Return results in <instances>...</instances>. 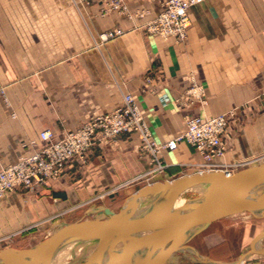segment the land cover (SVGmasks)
Segmentation results:
<instances>
[{"label": "crops", "instance_id": "crops-1", "mask_svg": "<svg viewBox=\"0 0 264 264\" xmlns=\"http://www.w3.org/2000/svg\"><path fill=\"white\" fill-rule=\"evenodd\" d=\"M111 1L0 0V166L34 150L40 130L60 137L119 105L125 92L157 143L182 133L186 115L233 109L221 136L225 152L214 162L232 167L264 156V0H199L183 41L145 28L163 0H121L109 9ZM109 30L118 33L103 38ZM159 160L162 170L150 171V154L133 131L112 137L96 131L85 159H68L58 178L0 196V239L55 208L191 173L202 162L184 139L163 148ZM214 221L257 226L264 212L238 210Z\"/></svg>", "mask_w": 264, "mask_h": 264}, {"label": "water", "instance_id": "water-1", "mask_svg": "<svg viewBox=\"0 0 264 264\" xmlns=\"http://www.w3.org/2000/svg\"><path fill=\"white\" fill-rule=\"evenodd\" d=\"M186 188H204V191L153 232L146 236L131 234L132 230L159 212L168 194L172 195ZM157 192L159 194L155 197ZM52 194L66 197L64 190H54ZM263 194L264 166L235 172L223 169L193 171L170 179H155L129 193L117 213L109 207L104 208V212L112 222L109 226L101 228L100 222L103 218L96 217L98 221L96 227H81L78 223L74 227L54 232L16 253L0 249V264H49L54 252L67 244L88 240L118 251L114 256H110L105 264H141L149 255H152L149 264H164L169 255L179 249L197 231L224 215L238 210L252 209L253 205H258L257 202ZM154 202L159 204L157 210L155 209L148 216L136 218L143 208ZM260 209L263 213L264 208ZM196 225H199V228L182 240L181 235ZM263 234L264 231L261 230L254 237L249 252H264L263 248L256 245V238ZM244 256L245 254L240 255L231 264H240ZM204 260L214 261L209 257H205ZM84 262L92 264L94 259L86 258ZM96 263L100 264L101 260H97Z\"/></svg>", "mask_w": 264, "mask_h": 264}, {"label": "built area", "instance_id": "built-area-1", "mask_svg": "<svg viewBox=\"0 0 264 264\" xmlns=\"http://www.w3.org/2000/svg\"><path fill=\"white\" fill-rule=\"evenodd\" d=\"M197 1L166 0L147 29L151 33L183 41L190 23L189 8ZM120 3L121 0H112L110 5L116 7ZM108 36H112V33L104 34L103 38ZM122 97V102L110 111L91 117L78 127L66 130L60 137H55L49 128L40 130V142L34 143V150L19 156L14 162L0 166V196L16 186L33 190L58 178L68 159L75 156L85 159L96 131L103 137H112L124 131L135 132L140 138L141 149L150 154V161L154 164L150 170L152 172L162 170L160 151L163 148H174L180 139L191 144L200 154L202 162L197 171L219 169L214 160L225 152L221 136L226 129L227 115H233V109L214 115H186V126L182 133L166 142L157 143L132 93L125 92Z\"/></svg>", "mask_w": 264, "mask_h": 264}, {"label": "rangeland", "instance_id": "rangeland-1", "mask_svg": "<svg viewBox=\"0 0 264 264\" xmlns=\"http://www.w3.org/2000/svg\"><path fill=\"white\" fill-rule=\"evenodd\" d=\"M165 1L166 0H163L161 9ZM77 3H84V0H77ZM194 4H192L191 6H193ZM111 7L112 6L108 8L110 9ZM104 12L105 11H103L102 13ZM155 16L145 22V28L148 32V24L155 18ZM108 32H111L113 36L118 33V30H109L105 33H102V37ZM261 166H264V156H258L257 158H254L252 160L239 162L232 167L223 166L222 168H220L221 166H219V169H228L230 172H235L241 169ZM139 185L140 184H138L137 187ZM136 189L137 188L132 189L131 186H128L108 192L106 191L102 193H95L83 201H78L69 205L55 208L50 212V214L40 219L39 221L25 227L24 230L14 231L12 234L0 239V249H7L16 253L21 249L32 246L39 240L50 236L54 232L74 227L78 223L81 227H96V221L93 219L92 215L86 213V209L89 205L110 206L118 211L120 207L119 201L123 202L128 193H131ZM195 195L196 194H189L187 195V197H193ZM260 199L264 200V194ZM155 222L156 221H154L151 226L155 225ZM110 224H112L111 221L105 223L104 225H101L100 227L104 228L109 226ZM263 227L264 224L257 226H236L235 224L226 225L221 221H213L193 234L180 246L179 249L172 253V255L175 256V258L173 259L174 261H166L164 264H227L235 262L237 258L242 254H245V256L240 264H264V252H249L250 248L253 245L254 237ZM151 232H153V229L149 227L146 235ZM262 242L264 243V238L262 239ZM205 257H209L214 261L204 260ZM52 264L84 263L74 261H57ZM141 264H144L143 261Z\"/></svg>", "mask_w": 264, "mask_h": 264}, {"label": "bare ground", "instance_id": "bare-ground-1", "mask_svg": "<svg viewBox=\"0 0 264 264\" xmlns=\"http://www.w3.org/2000/svg\"><path fill=\"white\" fill-rule=\"evenodd\" d=\"M230 172V171H229ZM204 191V188H186L182 189L179 192L175 194H168L164 198V202L162 205V208L159 209V212L153 216L150 217L148 220L144 221L140 226H138L136 229L131 231V234L133 236H145L147 231L149 230V227L152 225L154 221H156L159 218L169 216L170 214H175L178 210H180L183 206L194 200L199 194H201ZM159 192L155 194V197L158 196ZM189 194H196L193 197H187ZM154 197V198H155ZM261 198V197H260ZM156 201V200H155ZM256 205H253L252 209H245L246 211L254 212V213H261L260 208H264V200L259 199ZM122 205V202L120 206ZM159 204L158 202H154L152 204L147 205L145 208H143L137 215L136 218H140L143 216H148L154 210L158 208ZM109 207L114 213H117L115 208L105 205L100 206H94L89 205L86 209V213L92 215L93 219L96 221V224L98 225V221L96 220V217L103 218V221L100 222L101 225H104L105 223L109 222L110 218L109 216L104 212V208ZM120 208V207H119ZM119 210V209H118ZM107 220L106 222H104ZM199 228V225L193 226L189 229H187L182 235V240H185L188 238L192 233H194ZM264 231V227L261 229ZM264 238V234L258 236V239L256 240V245L259 248H263L262 246V239ZM118 251L116 250H110L107 247L99 245L96 241H81L78 243H71L67 244L60 250L54 252L52 256L50 257L49 264L55 263L57 261H74V262H80L85 263L84 261L86 258H93L94 262L92 264H98L96 263L97 260H101L100 264H105L110 256H114L117 254ZM152 255H149L145 259V264H149V261L151 259ZM84 260V261H83ZM233 263V262H231ZM227 263V264H231ZM90 264V263H85Z\"/></svg>", "mask_w": 264, "mask_h": 264}]
</instances>
